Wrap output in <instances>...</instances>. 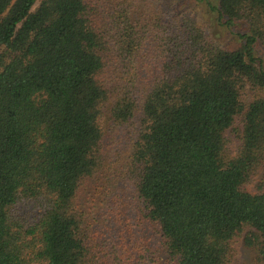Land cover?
<instances>
[{"label": "trees", "instance_id": "1", "mask_svg": "<svg viewBox=\"0 0 264 264\" xmlns=\"http://www.w3.org/2000/svg\"><path fill=\"white\" fill-rule=\"evenodd\" d=\"M237 238L264 264V0H0V264H237Z\"/></svg>", "mask_w": 264, "mask_h": 264}, {"label": "rangeland", "instance_id": "2", "mask_svg": "<svg viewBox=\"0 0 264 264\" xmlns=\"http://www.w3.org/2000/svg\"><path fill=\"white\" fill-rule=\"evenodd\" d=\"M184 2L185 1H182L181 3ZM191 7H193V10H195V14L199 21L208 28L209 32L215 40H218L222 45L226 47L228 46L229 49L236 47L237 44L230 40V35L226 33L223 26L217 23L215 15L213 13L210 14L206 12V8L203 6V3L191 5ZM229 135L231 136L232 134ZM232 141L233 142L231 143V148L234 151V148L238 143L236 138H232ZM261 173L262 172L260 171L259 175L254 178V180L256 181L255 183H251L245 187L248 192L252 194L256 193L257 184H259V180L262 179ZM22 213L27 214L30 219H36V217H38V215L40 214V210L33 208L32 205H25L22 207ZM233 247L236 254L237 264H262L258 259L257 252L251 248L246 247L243 243L242 238L235 239Z\"/></svg>", "mask_w": 264, "mask_h": 264}]
</instances>
